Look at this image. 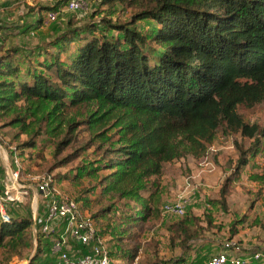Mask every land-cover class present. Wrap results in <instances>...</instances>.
<instances>
[{"label":"trees","instance_id":"16d2710c","mask_svg":"<svg viewBox=\"0 0 264 264\" xmlns=\"http://www.w3.org/2000/svg\"><path fill=\"white\" fill-rule=\"evenodd\" d=\"M58 1L32 8L38 26L45 10L68 0ZM97 3L135 12L126 22L96 21L99 9L83 23L89 13L70 20L50 43L55 51L46 48V57L37 62L45 71L28 69L31 81L20 74L14 48L0 52V121L20 126L31 137H54L56 155L72 149L64 161H75L86 147H94L98 165L85 174V192L100 189L95 199L99 207L92 213L87 202L76 199L92 213L103 237L101 217L107 218L102 224L109 230L116 219L124 222L120 232L112 230L111 241L116 254L134 264L144 244L142 234L161 217L169 188L162 181L166 164L188 155L206 157L221 132L239 135L234 171L220 189L226 206L230 185L264 148V124L250 123L240 112L241 107L264 105V0ZM143 19L157 25L144 31L136 25ZM6 26L14 30V25ZM46 70H53L57 79ZM82 131L90 135L85 143L79 138ZM244 139L251 141L249 146ZM28 144L35 145L33 140ZM117 201L133 203L138 211L111 219ZM207 221L212 225V217ZM33 223L28 216L0 218V264L28 246ZM169 230L173 244L191 250L206 229L199 216L188 213L170 223ZM186 263L181 256L155 264Z\"/></svg>","mask_w":264,"mask_h":264},{"label":"rangeland","instance_id":"374dc122","mask_svg":"<svg viewBox=\"0 0 264 264\" xmlns=\"http://www.w3.org/2000/svg\"><path fill=\"white\" fill-rule=\"evenodd\" d=\"M57 2L59 1L0 0V22L5 25L0 27V52L7 48H14L21 69L20 74L29 81L32 77L28 75V69L31 72H34V69L45 71L37 62L43 61L46 57L43 52L46 48L55 51L50 43L68 27L70 20L81 19L89 13L81 20L83 23L89 20L93 10L99 9L100 13L94 17L96 21H101L100 19L106 17L114 22H126L131 20L135 12L134 9L122 5L100 8L97 2L92 3L88 11L77 12L68 10L67 2H65L57 7L61 13L56 21L46 26L41 22L38 26L37 13L32 11V8H38L40 4ZM4 3H8V6L5 7ZM47 11L49 10L43 12L44 16ZM102 24L106 27L105 23ZM6 25H14V30H10ZM136 25L149 32L157 24L153 20L143 19L139 20ZM109 33L114 34L110 30ZM62 59L66 61L67 54H63ZM46 72L54 80L57 79L53 70H46ZM240 112L248 122L264 124V105H257L253 108L241 107ZM0 135V160H2V155L4 159H6V154L9 156L7 149L10 146L17 147L21 153L26 173L50 175L64 192L87 202L92 213L97 210L99 206L95 205L97 201L95 199L100 189L97 188L94 193L85 192L89 186V179L85 174L91 166L98 165L96 162L98 155L94 147H86L75 161H64L72 149L63 150L56 155L55 138L46 133L31 137L23 132L20 126L0 121ZM89 137L87 131L79 134L83 143ZM31 140L34 141V146L28 144ZM236 140L242 139L239 135H227L221 132L210 146L206 157L196 158L188 155L165 165L162 181L169 188L161 205V217L160 220L149 223L152 227L142 234L144 244L142 243L140 256L134 264H155L159 260L179 259L181 256L186 262L194 257L198 260V264H204L212 254L222 250L223 243L230 238L239 239L248 252L264 250V148L256 156L251 157L250 163L242 169L239 178L230 185L231 193L227 197V205L224 206L221 203V186L224 180L232 175L238 158ZM250 142L244 139V145L249 146ZM0 172H3L2 167H0ZM76 176L79 177L78 181L75 179ZM143 195L147 196L148 192H144ZM177 199L186 202L184 215L192 213L199 216L206 229L201 238L193 243L191 250H183L171 242L169 224L183 216L166 213L164 205ZM33 200L34 194L31 193L30 199L19 206L16 205L14 209H11L10 214L34 217ZM131 211H138L133 203L117 201L109 217L119 218ZM207 216L212 217V225L208 224ZM106 221L107 218L101 217L98 226L104 232V238L111 251L114 249L112 264H129L128 259L121 256L123 254H116L114 247L116 242L111 241L112 230L120 232L124 222L116 219L113 221L112 229L109 230L106 224H102ZM39 245L40 238L32 229V237H30L28 246L13 254L8 264H28L32 255L34 259L37 257L33 259L32 264H47L52 255L51 249L45 246L42 252L39 251ZM3 252L4 250L0 248V261Z\"/></svg>","mask_w":264,"mask_h":264},{"label":"built area","instance_id":"2783aa9c","mask_svg":"<svg viewBox=\"0 0 264 264\" xmlns=\"http://www.w3.org/2000/svg\"><path fill=\"white\" fill-rule=\"evenodd\" d=\"M98 1L68 0L66 8L85 12ZM60 13V9L47 11L42 25L56 21ZM7 150L9 156L4 159L2 155L0 160V218L10 221L11 209L28 201L31 193L37 194L33 229L41 235L44 247L51 249L47 264H112L111 249L83 202L60 189L50 175L26 173L19 149L10 146ZM185 209L186 202L181 199L164 205L166 213L180 217ZM204 264H264V250L248 252L239 240L230 238Z\"/></svg>","mask_w":264,"mask_h":264},{"label":"water","instance_id":"95a60500","mask_svg":"<svg viewBox=\"0 0 264 264\" xmlns=\"http://www.w3.org/2000/svg\"><path fill=\"white\" fill-rule=\"evenodd\" d=\"M37 206H38V195L36 194L35 197H34V212H35V213H36ZM35 213H34V214H35ZM34 230H35V229H34ZM33 259H34V255H32V256L30 257L28 264H31L32 261H33Z\"/></svg>","mask_w":264,"mask_h":264},{"label":"crops","instance_id":"0c3cea01","mask_svg":"<svg viewBox=\"0 0 264 264\" xmlns=\"http://www.w3.org/2000/svg\"><path fill=\"white\" fill-rule=\"evenodd\" d=\"M4 5H5V7L6 6H8V3H4ZM0 26H1V24H0ZM5 31H8V29H4ZM237 240H239V239H237ZM198 260L197 259H195L194 257L192 258V259H189V261H187V263L186 264H198V262H197ZM189 262V263H188Z\"/></svg>","mask_w":264,"mask_h":264}]
</instances>
